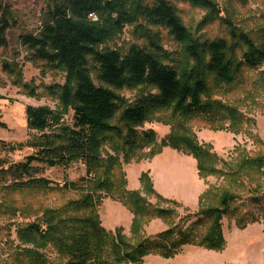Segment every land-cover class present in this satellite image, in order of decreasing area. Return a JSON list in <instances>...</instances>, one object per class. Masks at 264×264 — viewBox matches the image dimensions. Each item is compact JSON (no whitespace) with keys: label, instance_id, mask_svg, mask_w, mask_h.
Segmentation results:
<instances>
[{"label":"trees","instance_id":"16d2710c","mask_svg":"<svg viewBox=\"0 0 264 264\" xmlns=\"http://www.w3.org/2000/svg\"><path fill=\"white\" fill-rule=\"evenodd\" d=\"M187 1L211 15L219 12L213 0ZM240 2L246 7L248 0ZM0 13V49L7 50L8 33L15 23L8 7L1 6ZM253 21L255 27L249 31L239 30L228 18L222 21L230 27L233 45H229L225 39L195 38L170 0H49L38 34L22 33L18 41L27 51V61L38 66L43 76L51 71L65 75L63 85L44 87V93L59 97L64 110L72 112V123L62 122V113L48 107H27L28 130L36 134L22 144L0 141V188L12 193L60 187L45 177V172L52 168L68 169L76 163L86 168V176L77 182L67 180L62 186L77 193L78 200L45 210L35 222L18 227L19 241L27 247L15 248L11 256L14 264H143L144 258L151 255L172 259L187 245L215 251L225 248L220 221L229 212L235 196L223 191L218 202L219 189L211 186L202 196L203 204L210 202L208 207L192 217L197 220L187 227L172 225L173 210L152 206L139 191H128L127 181L115 179L117 158H104L102 149L110 143L118 151L122 143L121 147L134 153L153 145L157 135L153 130H145V125L155 113L171 110L179 120V130L172 127L171 134L149 152V159L169 147L194 157L203 178L226 175L216 168L219 158L212 152L213 147L201 144L185 123L202 119L206 126L215 127L228 121L232 133H240L238 122L248 119L238 107L212 100L211 84H242L244 68L258 70L264 65V12ZM127 25L139 28L145 46L133 45L127 52L104 47L113 33ZM154 29L168 31L177 43L184 45V54L194 61L192 68L181 70ZM237 52H241V58ZM2 69L13 78L16 87L30 97L39 96V87L24 81L18 64L4 61ZM137 88L141 91L130 104L115 93ZM118 112L126 132L112 123ZM5 127L0 121V128ZM222 127L218 129L223 130ZM26 147L34 152L20 161L11 159V154ZM130 161L126 157L125 162ZM240 167L264 169V155L242 158ZM140 180L146 195L178 206L155 192L148 174H142ZM96 192H106L132 212V239L125 236L121 227L115 232L104 229ZM213 201L218 205L210 206ZM249 215L251 222L259 220L253 212H246L244 220L237 221L240 229L246 228L244 221H248ZM155 218L165 222L170 219L172 226L155 239L144 237L143 226ZM262 220L264 224V211ZM206 221H212V225L202 236L200 229ZM49 252L56 253L58 263Z\"/></svg>","mask_w":264,"mask_h":264},{"label":"rangeland","instance_id":"374dc122","mask_svg":"<svg viewBox=\"0 0 264 264\" xmlns=\"http://www.w3.org/2000/svg\"><path fill=\"white\" fill-rule=\"evenodd\" d=\"M170 1L176 6L184 25L191 30L195 38L200 40L225 39L231 43L229 45H233L229 37L230 27L222 21L228 18L239 30L249 31L255 27L253 19L264 12V2L259 0H248L246 7L240 0H213L219 11L216 15L209 14L207 10L198 8L187 0ZM48 3L49 0H0V11L1 6L8 7L13 14L12 23H15L14 28L8 33V49H0V121L6 125L5 128H0V141L6 143H26L36 134L28 130L26 109L29 106L48 107L56 113H62V122L72 123L73 114L70 110H64L59 97L44 93V87L63 85L65 75L62 72L51 71L43 76L38 66L27 61V51L20 46L18 41L22 33L38 34ZM210 19H213V22L208 23ZM242 20L244 24L241 23ZM153 31L161 37V44L165 50L174 54L173 58L177 60L176 63L181 70L186 67L192 68L194 61L184 54V45L177 43L166 30L154 29ZM145 44L146 41L141 38L139 28L136 25H127L122 30L113 33L104 47L127 52L130 46H145ZM237 56L241 58V52H237ZM4 61L18 64L24 81L27 84L34 83L39 87L37 98L30 97L13 84V78L4 73L2 69ZM262 73L264 74V65L258 70L244 68L240 79L244 80L242 84L238 83L233 87L211 84L212 100L231 105L233 108L238 107L248 119L246 122L245 120L238 122V125L241 123L239 134L232 133L228 121L218 126L215 125L216 128L206 126L204 123L206 121L202 119L185 123L195 132L201 144L213 147L212 152L219 158L216 168L223 170V174H226L222 177L216 175L203 178L194 157L169 147H165L149 159V152L154 148L157 149L161 141L171 134L172 127L179 130V120L172 116L171 110L160 111L151 116L144 129L153 130L157 135L156 140L153 145L144 147L142 151L130 153L121 147L122 143H119L118 151L110 143L103 146L104 158L113 156L118 160L115 179L118 182L127 181V190L139 191L146 202L152 206L173 210L172 225L174 223L183 224L187 227L195 222L197 219L192 218L193 215L199 213L202 208L208 207L210 203L207 201L203 204L202 196L211 186L219 189L218 202L223 191H228L236 197L231 203L229 212L223 215L220 221L226 241L223 250L215 251L187 245L172 259L151 255L144 258L143 264H264V224L262 220L264 169L248 170L240 167L242 158L252 159L264 155V82L262 81L264 75L262 76ZM209 80L214 79L210 77ZM96 84L99 85L97 81ZM140 91L141 88L123 89L115 93L125 100L126 104H130ZM112 123L126 132L121 122V112L116 114ZM219 126H223V130H219ZM113 142L118 144L119 141L113 138ZM33 152L32 148L26 147L11 154L10 157L14 161H20ZM126 157L131 158V161L125 162ZM144 173L149 175L155 192L178 206L160 202L154 196L142 192L140 179ZM44 176L55 185L59 184L60 187L43 191L22 190L12 193L0 188V211L6 210L4 214L0 212V264H14L11 256L15 253V248L27 247L20 243L17 236L16 230L19 226L35 222L37 218L42 217L45 210L61 208L68 202L80 198L77 193L67 191L62 186L67 180L77 182L85 177L86 168L76 163L68 169H48ZM95 195V201L99 204L98 214L104 229L112 228L107 231L115 232L121 227L124 229L125 236L132 239L134 219L132 212L120 202L109 197L106 192H96ZM215 202L213 201L210 206H217L218 203ZM4 204L7 206H3ZM246 212H253L259 220L251 222L252 217L249 215L248 221H244L246 228L240 229L237 221L241 219L243 221ZM169 222L171 223L170 219L167 222L161 218L152 219L143 226L141 233L146 238L155 239L172 226ZM211 225L212 221H206L204 227L200 229L202 236L206 235ZM49 256L55 263H58L56 253L49 252Z\"/></svg>","mask_w":264,"mask_h":264},{"label":"crops","instance_id":"0c3cea01","mask_svg":"<svg viewBox=\"0 0 264 264\" xmlns=\"http://www.w3.org/2000/svg\"><path fill=\"white\" fill-rule=\"evenodd\" d=\"M161 194H162V193H161ZM162 195L165 197V195H164V194H162ZM111 229H112V228H107V230H108V231H110Z\"/></svg>","mask_w":264,"mask_h":264},{"label":"built area","instance_id":"2783aa9c","mask_svg":"<svg viewBox=\"0 0 264 264\" xmlns=\"http://www.w3.org/2000/svg\"><path fill=\"white\" fill-rule=\"evenodd\" d=\"M94 17V19H95V16H93Z\"/></svg>","mask_w":264,"mask_h":264}]
</instances>
